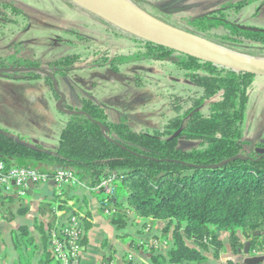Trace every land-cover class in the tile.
I'll return each mask as SVG.
<instances>
[{"label":"trees","instance_id":"16d2710c","mask_svg":"<svg viewBox=\"0 0 264 264\" xmlns=\"http://www.w3.org/2000/svg\"><path fill=\"white\" fill-rule=\"evenodd\" d=\"M62 1L69 8L78 7L69 0ZM133 2L144 7L140 0ZM1 10L5 20L7 11L20 13L12 2L4 0H0V15ZM153 16L237 53L264 59L263 28L244 27L214 14L180 20L158 12ZM100 20L129 35L138 45L129 54L116 55L108 64L112 70L142 60L168 61L185 72L200 89V96L188 110L154 132L132 130L125 116L113 122L104 106L86 100L80 109L68 106L67 121L52 149L31 146L19 134L0 129V162L6 169L25 167L49 176L59 169H70L79 183L94 189L102 178L114 174L117 184L111 203L118 213L109 217V222L120 237L127 235L120 229L133 225L134 220L143 222L141 230L136 228L133 235L132 258L127 264H205L208 253L217 258L223 248L218 231L228 234L234 251L243 240L249 241L253 250L259 249L264 244V143L251 146L244 138L247 90L255 76L176 52ZM213 28H223L226 33L212 34ZM77 61L78 55L62 56L47 66L53 76H64ZM38 66L18 54L0 57V68L11 76L37 78L35 71L13 70ZM45 78L51 82L48 75ZM71 110L85 111L107 130ZM98 193L101 206L103 194ZM4 198L8 196L0 194V206L7 201ZM59 207L67 213L61 227L68 215L76 212L64 202ZM79 221L83 245L89 225L86 218L79 216ZM145 221L158 226L147 233L143 231ZM52 229L47 231L49 247ZM159 237H166L167 245L157 249L136 245Z\"/></svg>","mask_w":264,"mask_h":264},{"label":"rangeland","instance_id":"374dc122","mask_svg":"<svg viewBox=\"0 0 264 264\" xmlns=\"http://www.w3.org/2000/svg\"><path fill=\"white\" fill-rule=\"evenodd\" d=\"M4 1L12 2L20 13L7 11L5 20L1 10L0 57L18 54L37 63L35 72L39 77L21 79L0 68V129L24 137L41 133L53 136L55 130L64 126L67 114L53 109L37 112L39 101L29 103L48 92L51 99L63 93L65 98L61 104L67 111L68 106L80 109L84 101L91 100L104 106L109 120L116 122L125 116L132 130L154 132L162 130L171 118L188 110L201 94L185 72L168 61L142 60L120 65L118 71L112 70L108 63L118 54L136 50L137 42L80 7L69 8L62 0ZM140 1L144 6L142 9L151 15L158 12L180 20L214 14L244 27L264 29V0ZM224 33L223 28L212 29V34ZM69 55H78L79 61L66 75H55V82H49L45 77L52 70L47 63ZM247 95L244 138L247 137L254 146L264 143V76L253 78ZM201 111L207 112L206 108ZM34 115H38L46 130L35 128L32 124ZM142 224V221L134 220V226L127 225L120 230L130 232L131 240L136 228L141 230ZM257 252L256 248L251 252L253 257ZM109 258L102 264H115ZM131 258V255L123 254L119 264H127Z\"/></svg>","mask_w":264,"mask_h":264},{"label":"crops","instance_id":"0c3cea01","mask_svg":"<svg viewBox=\"0 0 264 264\" xmlns=\"http://www.w3.org/2000/svg\"><path fill=\"white\" fill-rule=\"evenodd\" d=\"M37 100L39 101V105L36 107L37 112L40 110L52 111V109L63 113L67 112L61 104L63 100L60 101V97L51 99L48 92L29 103L33 104ZM58 102L59 107L57 106ZM29 109L27 106L28 112ZM55 115L54 117H57ZM34 116L32 124L35 128L46 130L38 115ZM60 128L55 130L53 136L41 133L35 137L25 135V138L22 136L23 134H18L31 146L41 145L52 149L57 145ZM245 140L249 142L247 137ZM37 167L47 170L40 165ZM79 185L65 186L58 195L51 181L34 184L31 192L24 198L17 197L13 192H3L0 189V194L8 196V199L4 198L7 201L3 203V206H0V264H57L48 244L47 231L49 227L50 229L58 228L67 216L65 209L59 207L62 202L71 209V212L75 211L81 218H86L89 225V229L84 232L85 241L82 245L80 264H102L109 257L111 262L119 264L121 255L127 252H131L132 255L131 249L135 242L134 239L129 240L132 237L130 232L126 231L127 235L120 237L115 227L109 222V217L103 213L99 202L100 195L96 189L88 188L81 183ZM149 223L150 232H152L157 224L152 225L151 221ZM49 224L51 226H48ZM217 235L222 240L223 248L219 251L217 258L208 253V262L206 261L205 264H233L235 262L243 264L247 256L240 254L238 250L243 248L246 240H243L242 246L237 247L234 251L228 241L227 233L218 231ZM252 251L253 249L249 248V257H253ZM136 256L138 257V255ZM256 256L263 257V260L255 264H264V251L258 250Z\"/></svg>","mask_w":264,"mask_h":264},{"label":"water","instance_id":"95a60500","mask_svg":"<svg viewBox=\"0 0 264 264\" xmlns=\"http://www.w3.org/2000/svg\"><path fill=\"white\" fill-rule=\"evenodd\" d=\"M69 1L130 35L172 49L176 52L190 55L197 59L228 68L236 72L248 73L253 76H264V59H256L248 55L237 53L214 42L206 40L200 36H197L191 32L185 31L181 28L166 23L160 20L159 18L151 15L150 13L146 12L130 0H120L119 3L123 10L129 13L139 23L143 24L147 28V30H144V28L139 29L135 26H127L123 24L120 20L113 18L111 15L107 14L102 9L94 7L91 4L84 2L83 0ZM112 6L117 7L116 4H112ZM36 70H38V68L29 67L15 69L13 71L26 72ZM47 75L50 77L52 82H55V77L51 73H48ZM59 94L61 97V101L65 98V96L63 93ZM57 106L59 107V102ZM70 112L84 114L92 122L96 123L101 128V130H107V128H104L101 122L91 119L85 111L71 110ZM179 131L180 130L178 129L174 133V136H176ZM105 137L107 136L105 135ZM219 165L220 164L210 165L209 167H216ZM33 187L34 184L32 182H29V188L27 193H30ZM255 235H259V232H256ZM249 248L250 242L246 241L243 245V249L238 250L240 254L247 256L243 264H255L256 262H262L263 257L261 256H248Z\"/></svg>","mask_w":264,"mask_h":264},{"label":"built area","instance_id":"2783aa9c","mask_svg":"<svg viewBox=\"0 0 264 264\" xmlns=\"http://www.w3.org/2000/svg\"><path fill=\"white\" fill-rule=\"evenodd\" d=\"M52 181L58 194L61 193L62 187L69 185H78L79 182L70 169H59L51 176L46 173L25 167H11L6 169L0 162V189L3 192H13L17 197L27 196L29 182L33 184L45 183ZM117 178L114 174L106 176L100 180L96 186V191L103 194V203L101 208L103 213L108 216H114L118 210L111 203L115 194ZM143 231H150V223L143 225ZM83 230L79 221V215H68L66 223L59 227L53 228L50 232V248L58 264H80L82 251ZM163 237L141 241L137 246L145 249H157L167 245L168 240ZM264 251V244L258 249ZM131 255V254H129Z\"/></svg>","mask_w":264,"mask_h":264},{"label":"bare ground","instance_id":"6f19581e","mask_svg":"<svg viewBox=\"0 0 264 264\" xmlns=\"http://www.w3.org/2000/svg\"><path fill=\"white\" fill-rule=\"evenodd\" d=\"M91 4L94 7L100 8L113 18L120 20L127 26H135L136 28L147 30V28L127 13L120 5V0H83ZM112 4H116L117 7H113Z\"/></svg>","mask_w":264,"mask_h":264},{"label":"flooded vegetation","instance_id":"af4514ba","mask_svg":"<svg viewBox=\"0 0 264 264\" xmlns=\"http://www.w3.org/2000/svg\"><path fill=\"white\" fill-rule=\"evenodd\" d=\"M109 64V63H108Z\"/></svg>","mask_w":264,"mask_h":264}]
</instances>
